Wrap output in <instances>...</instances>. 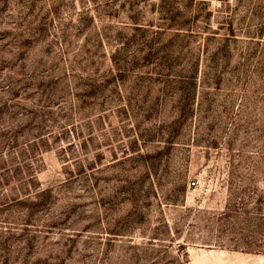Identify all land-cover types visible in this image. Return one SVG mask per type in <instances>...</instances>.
<instances>
[{
	"label": "rangeland",
	"instance_id": "obj_1",
	"mask_svg": "<svg viewBox=\"0 0 264 264\" xmlns=\"http://www.w3.org/2000/svg\"><path fill=\"white\" fill-rule=\"evenodd\" d=\"M0 264H264V0H0Z\"/></svg>",
	"mask_w": 264,
	"mask_h": 264
},
{
	"label": "built area",
	"instance_id": "obj_2",
	"mask_svg": "<svg viewBox=\"0 0 264 264\" xmlns=\"http://www.w3.org/2000/svg\"><path fill=\"white\" fill-rule=\"evenodd\" d=\"M196 183H197L196 181H192L191 185H196Z\"/></svg>",
	"mask_w": 264,
	"mask_h": 264
}]
</instances>
